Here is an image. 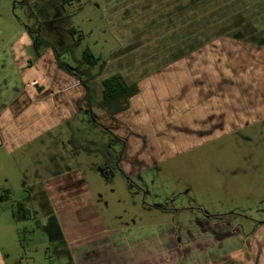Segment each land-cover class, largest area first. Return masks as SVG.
Masks as SVG:
<instances>
[{
	"label": "rangeland",
	"instance_id": "obj_1",
	"mask_svg": "<svg viewBox=\"0 0 264 264\" xmlns=\"http://www.w3.org/2000/svg\"><path fill=\"white\" fill-rule=\"evenodd\" d=\"M49 1L0 0V108L10 99V104L17 103L13 94L16 89L23 90L26 78L34 77L38 82L37 60L41 54L46 55V48L40 43L30 46L28 36L23 34L26 30L31 37L39 33L48 39L59 50V59L74 72L69 53L62 50L75 38L68 31L70 27L81 33L82 40L74 55L79 57L87 46L105 61L102 73L93 81L96 91L100 88L99 79L114 73H120L129 83L137 82L138 87V82L148 83L160 76L178 50H186L189 44L198 46L216 36L234 33L255 35L264 26V0ZM177 5L183 7L182 11ZM46 6L47 11L43 8ZM28 61L33 66L26 69ZM41 82V88L49 89L54 80H46L45 76ZM240 85L244 86V80ZM40 87L36 85L37 89ZM164 94L157 96L158 103H151L152 109L163 103L176 109L175 91ZM96 99L92 93V100ZM134 103L136 100L129 98L128 108L133 109ZM41 104L44 105H34L36 110L29 107L23 113L17 112L21 120L15 128H29V123L36 124L35 129L38 123L45 125L50 108L48 102ZM88 108V104L80 105L76 111L67 108V120L54 128L50 135L56 143L49 146H60L62 152L73 153L68 142L72 136L77 143L107 145L116 158L122 156L126 137L117 135L109 118L98 109ZM15 128L4 129L0 119V264H65L63 255L55 256L49 233L43 228L52 214L50 201L41 189H34L37 179L43 180L42 175L48 173L43 170L37 174L35 166L41 155L30 154L31 146L16 147V141L9 140V136L20 135ZM160 135L154 136L158 145L147 139L146 149L142 150L145 159H140V163L147 164L146 168L128 173L119 160L118 167L111 169L109 180L95 169L103 162L100 154L81 151L76 156L89 199L103 226L107 230L130 228V232L149 231L151 227L154 230V226L173 230L178 221L194 215L207 220L225 217L223 223L234 224L244 243L248 237L252 240L247 259L252 264H264V121L248 128L239 127L211 143L158 161L163 154L170 153L172 146L166 134ZM17 214L22 218H17ZM168 240L177 254L182 252L177 237ZM161 241L160 238L158 243Z\"/></svg>",
	"mask_w": 264,
	"mask_h": 264
},
{
	"label": "crops",
	"instance_id": "obj_2",
	"mask_svg": "<svg viewBox=\"0 0 264 264\" xmlns=\"http://www.w3.org/2000/svg\"><path fill=\"white\" fill-rule=\"evenodd\" d=\"M49 6L43 7L45 11ZM177 6L182 11L183 7ZM28 8L31 7L28 5ZM262 28L255 35L234 33L216 36L198 46L189 44L188 47L195 49L180 57H177L181 54L179 51L184 52L185 48L178 50L174 59L163 68L167 69L150 81L153 82L151 86L149 81L144 84L138 82V92L130 97V101L136 100L135 107L115 115H105L115 133L126 137V150L119 165L128 173L146 168L147 164L140 163V159H145L143 151L147 139L154 140L153 145H158L154 136L161 137L162 133L170 138L172 146L170 153L163 154L158 161L211 143L239 127L248 128L264 121V26ZM24 33L32 46L34 36L31 37L27 30ZM44 54L37 60L38 82L37 78H26L23 90L16 89L13 94V101L17 103L10 104V99L8 104H1V127L14 129L21 120L17 112L23 113L29 107L48 102L50 113L45 115L49 116L45 125L38 123L35 129L36 124L32 126L29 123V128L27 125L15 128L14 131L20 135L9 136V140H15L16 147L29 145L32 147L30 154L41 155L35 166L37 174L40 175L43 170L48 174L42 175L43 180L37 179L38 185L34 183V189L39 188L46 194L52 212L51 221L43 228H50L53 233L60 231L66 245L71 248L74 264H252V260L247 259L252 240L248 237L244 243L238 231L234 230V224L223 223L225 217L207 220L201 215H194L193 218L178 221L173 230L154 226V230L151 227L149 231L134 229L130 232V228L107 230L103 226L96 207L89 199L82 167L76 156L71 151L62 152L60 146L51 148L56 141L50 134L67 120V108L76 111L80 105L88 104L87 92L72 74L57 67L49 48ZM32 66L33 62L30 65L28 61L25 68ZM45 76L46 80H54L48 85L49 89L39 86ZM103 78L99 79L100 88L96 91L93 89L96 77L90 81L96 100L101 97ZM241 80H244V86L240 85ZM36 85L40 88L37 89ZM169 90L176 93V109L169 108L166 103L152 109L151 103H158L157 96ZM164 97L166 99L165 94ZM56 115H59L58 119ZM45 138L52 141L48 143ZM157 140L161 143L159 138ZM135 141L136 145L132 147ZM171 237L179 240L182 250L179 255L178 250L168 243ZM160 238L161 244L158 243Z\"/></svg>",
	"mask_w": 264,
	"mask_h": 264
},
{
	"label": "trees",
	"instance_id": "obj_3",
	"mask_svg": "<svg viewBox=\"0 0 264 264\" xmlns=\"http://www.w3.org/2000/svg\"><path fill=\"white\" fill-rule=\"evenodd\" d=\"M68 31L71 36H75V38L73 39V42L66 46L62 51H67L69 53L71 62L74 64V68L76 70L75 72L70 70L68 66L59 59V50H57L55 46L48 41V39L38 33L37 35H34V43H40L46 49H51L56 60L57 67L65 72L72 74L76 78V81L84 86L87 92L89 107L88 110L90 109V107H93L98 109L102 114L108 116L115 115L126 110L129 105V98L133 94L138 92L137 84L127 82L124 76L120 73H114L101 80L100 100L93 101L90 81L102 73L105 66V61L101 60V57L95 55L87 46L83 47L80 51L79 57H76L74 55V50L80 45L82 36L81 33H77L74 28L70 27ZM186 49L187 50H185L184 52L179 51V54H181L177 57L186 54L188 51L195 49V47H188ZM67 123L68 121L66 122V124ZM68 142L71 145L73 154L75 156H77L81 151L87 154H100L103 158V162L97 164L95 166V169H97L105 179L109 180L111 178V169L113 167H118V163L121 157L120 153V155L116 158V156H114L109 150V146L104 145L103 147H93L89 144H82L80 142L77 143L72 136L68 138ZM5 194L8 195V190H5ZM16 217L19 219L22 218V216H18V214L16 215Z\"/></svg>",
	"mask_w": 264,
	"mask_h": 264
},
{
	"label": "flooded vegetation",
	"instance_id": "obj_4",
	"mask_svg": "<svg viewBox=\"0 0 264 264\" xmlns=\"http://www.w3.org/2000/svg\"><path fill=\"white\" fill-rule=\"evenodd\" d=\"M52 216V214H51ZM49 216L48 218V223L51 221L52 217ZM46 223V224H48ZM47 230V229H46ZM47 232L49 233V236L51 238V241H52V245L53 246V249L55 247H57V250H54V254L56 257H60V256H64L65 259H66V263L65 264H74L73 262V259L70 255V247L68 245H66V242H65V238H62V234H60V231H55L56 233H53V231L48 228ZM63 236H64V233H63Z\"/></svg>",
	"mask_w": 264,
	"mask_h": 264
}]
</instances>
